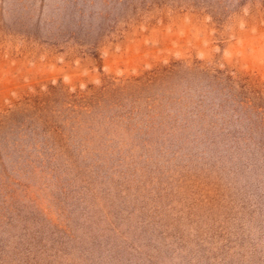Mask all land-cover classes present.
<instances>
[{"label": "rangeland", "instance_id": "obj_1", "mask_svg": "<svg viewBox=\"0 0 264 264\" xmlns=\"http://www.w3.org/2000/svg\"><path fill=\"white\" fill-rule=\"evenodd\" d=\"M0 264H264V0H0Z\"/></svg>", "mask_w": 264, "mask_h": 264}]
</instances>
